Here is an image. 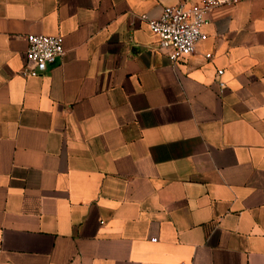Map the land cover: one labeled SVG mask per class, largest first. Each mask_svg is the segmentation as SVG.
<instances>
[{
  "label": "crops",
  "instance_id": "crops-1",
  "mask_svg": "<svg viewBox=\"0 0 264 264\" xmlns=\"http://www.w3.org/2000/svg\"><path fill=\"white\" fill-rule=\"evenodd\" d=\"M182 1L0 0V264H264V0L173 62L141 15Z\"/></svg>",
  "mask_w": 264,
  "mask_h": 264
},
{
  "label": "built area",
  "instance_id": "built-area-1",
  "mask_svg": "<svg viewBox=\"0 0 264 264\" xmlns=\"http://www.w3.org/2000/svg\"><path fill=\"white\" fill-rule=\"evenodd\" d=\"M237 0H231L235 2ZM223 0L182 1L165 6L158 17L142 14L149 29L159 38V46L169 50V58L176 62L191 55L197 44L208 37L205 26L208 13ZM26 61L20 72L25 77L42 75L48 65L65 53L61 34H28L26 36ZM208 57L211 54H207ZM219 70L218 73H222ZM224 86V82H220ZM155 240V238H154Z\"/></svg>",
  "mask_w": 264,
  "mask_h": 264
}]
</instances>
